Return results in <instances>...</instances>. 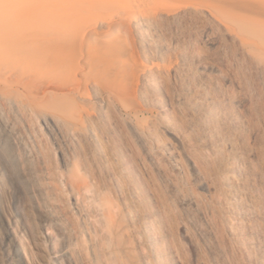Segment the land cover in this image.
I'll list each match as a JSON object with an SVG mask.
<instances>
[{
  "label": "rangeland",
  "instance_id": "1",
  "mask_svg": "<svg viewBox=\"0 0 264 264\" xmlns=\"http://www.w3.org/2000/svg\"><path fill=\"white\" fill-rule=\"evenodd\" d=\"M38 2L40 10L53 13L51 22L27 24L19 34L55 40L63 46L58 52L76 53L68 58L38 54L36 67L44 68L49 58L50 71L67 77L61 70L68 66L74 81L71 93L82 104L95 110V89L110 93L115 104L125 108L124 119L138 122L152 136L153 148L159 145L165 153L184 159L186 167L174 173L164 160L151 162L140 147L133 154L139 180L161 214L175 264H256L259 241L264 254V210L260 209L264 207V97L257 86V70L241 53V32L217 14L210 0ZM82 40L93 45L77 44ZM139 67L146 68L152 79H142ZM253 96L257 99L252 101ZM38 123L56 167H72L77 152L69 150L61 134L50 132L42 119ZM239 170L246 193L240 202L255 214L250 224L237 217L239 201L229 195L228 176ZM37 186V182L13 183L0 163V205L22 235L31 264H40L41 256L22 210L32 208L39 240L47 251L51 246L45 239L52 238L55 247L63 243L52 224L49 231L40 225L43 207L32 205L23 194L38 190ZM182 198L194 199V207L183 205ZM112 201L119 202L116 197ZM69 205L74 208L72 196ZM206 227L212 234L205 233ZM3 235L0 264H12L2 246ZM47 260L51 259L41 264H48Z\"/></svg>",
  "mask_w": 264,
  "mask_h": 264
},
{
  "label": "bare ground",
  "instance_id": "2",
  "mask_svg": "<svg viewBox=\"0 0 264 264\" xmlns=\"http://www.w3.org/2000/svg\"><path fill=\"white\" fill-rule=\"evenodd\" d=\"M210 3L226 23L241 32V53L257 70L262 87L257 86L264 97V0ZM52 14L40 10L38 0H0V163L8 179L18 186L37 182L38 190L35 187L23 194L32 205L43 207L40 225L49 231L52 224L63 239L60 247H55L52 238L45 239L51 246L47 251L39 240L32 208L22 210L24 223L39 249V262L49 257L48 264H63L65 260L69 264H175V252L162 230L161 214L134 168V149L142 148L155 164L168 162L174 173L184 169L186 163L179 154H167L159 145L153 148L152 136L138 122L124 119L125 108L118 107L110 93L95 89V110L82 104L71 93L74 81L68 66L61 70L67 77L50 71L49 58L44 68L36 67L38 54L68 58L76 53L69 50L67 56L63 49L57 51L63 46L55 40L30 39L19 34L27 24L49 25ZM78 43L82 47L93 45L91 40ZM137 72L144 80L152 79L144 67ZM77 87L81 88L79 84ZM253 98L252 101L257 99ZM258 105L262 107L263 103ZM39 119L50 132L61 134L69 150L77 152L72 167H56L43 141ZM170 131L177 134L173 128ZM228 177L229 195L239 201L235 203L236 215L250 224L255 214L250 213L249 205L240 202L246 194L241 185L242 170ZM70 196L74 208L69 205ZM113 197L119 200L118 204L112 201ZM181 203L192 208L195 200L182 198ZM5 216L0 205V235L4 234L2 246L7 260L12 264H31L22 235ZM248 230L252 231L250 225ZM205 233L212 234L211 228L206 227ZM261 244L257 243L256 264H264Z\"/></svg>",
  "mask_w": 264,
  "mask_h": 264
}]
</instances>
